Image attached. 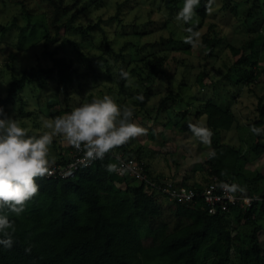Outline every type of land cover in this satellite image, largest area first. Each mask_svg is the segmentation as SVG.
Returning <instances> with one entry per match:
<instances>
[{
	"label": "trees",
	"instance_id": "16d2710c",
	"mask_svg": "<svg viewBox=\"0 0 264 264\" xmlns=\"http://www.w3.org/2000/svg\"><path fill=\"white\" fill-rule=\"evenodd\" d=\"M0 1L4 6L10 3L20 6L31 18L33 9L29 6V0ZM47 1L49 4L44 12L45 20L42 21L43 37L45 53L50 57L52 64L35 65L24 70L20 76H14L10 81L7 97L4 99L0 97L2 104H5L6 100L18 97L27 83L36 82L42 85L43 80L54 79L57 81V90L67 92L73 83L77 68L68 56H58L57 50H50V44L62 33L75 31L87 36L102 24V20H98L83 25L79 23V18L103 0ZM162 1L166 8L172 11H180L184 3V0ZM206 2L207 0H200V5L195 10V16L201 21L209 17L205 10ZM259 4L260 2L255 4L254 9ZM222 7H229L232 9L231 12L238 14L236 0H225ZM254 9H251L246 18L250 28L253 17L257 16L260 19L256 23L258 26L253 28V32L257 34L251 36L247 42L251 53L243 54V49L230 41L232 36L228 37L221 33L227 30L216 29L218 24H210V30L203 35V50L207 52L205 57L215 56L216 48L225 45L223 48L227 49L229 56L235 58L232 59V66L229 69H234L235 75H231V79L238 87L250 85L260 74H264V66L260 65L261 58L259 56H256L255 60L251 58L252 54L260 55L264 50V17ZM14 16L12 26H17L18 12ZM109 19H120L119 13L110 16ZM166 22L163 27H167ZM193 24H185V29ZM194 25L195 30L200 26ZM9 27L10 25L0 20V41ZM184 32L187 36L188 33ZM172 34L173 32L171 39L176 40ZM258 37L262 40L261 44L255 43ZM165 41L166 38H161V41L147 42L144 47H156ZM69 42L71 41L68 38H63L60 47ZM74 45L78 47L79 44L74 42ZM110 46L109 43L106 48L109 55ZM188 47L191 45L188 44L186 47L189 51ZM16 56L11 52L12 62ZM100 57L108 61L106 56ZM166 62L167 56L161 54L159 50H154L145 54L132 70L134 72L138 70L141 76L145 70L147 73L145 77L153 79L160 74L161 67ZM193 67L194 65H191L190 69ZM207 76L208 72L205 69L197 73L199 86L209 85L206 82ZM124 82L125 80H122L120 83L123 91ZM152 93V87L149 85L143 92L144 100L140 101L141 106H147ZM92 100L91 96L89 103ZM198 101L200 100H186L180 92L171 90L155 108L154 117L158 120L162 113L174 111L179 118L174 121L169 115L164 124L181 126L185 130L189 128L188 124L191 122L188 120L189 115L205 118L204 123L213 132L211 151L216 152L215 158L208 156L205 162V182L193 177L189 179L188 176L180 180L174 179L175 174L151 170L146 151L139 146L136 138L118 147V151H123L125 155H131L143 162L147 178L150 180L170 178L175 186L194 187L201 192L214 177H217L232 180L233 185H238L236 192L241 195L256 194L264 197V171L248 170L242 148L221 139L237 121L234 111L214 98L199 102V105L194 107L193 103ZM139 110H134V115H138ZM68 111L71 112L70 109ZM62 113L63 111L59 110L53 115L61 116ZM255 114L251 127L255 125L264 129V95H257ZM251 127L250 148L259 156L263 155L264 133L256 135L252 133ZM164 144L163 142V152L167 154L169 148L167 149V145ZM63 152L61 151V156L54 160L65 164L71 158V153ZM109 164L119 166L120 160L116 152L106 154L103 160L97 159L90 165L80 167L73 176L37 178L39 192L27 202L23 213L18 217L8 213L9 219L15 221L16 232L10 248L0 245V264H264V241L260 235L261 231H264V224L261 223L264 218L263 204L254 202L251 206H246L238 202L230 204L227 209L219 206L218 210L212 213L201 196H197L196 201L189 203L167 198L176 205V215L188 221L167 232L157 244L145 245L140 221L149 222L161 214L159 198L164 195L160 194L161 192L156 194L157 191L151 183L136 178L129 171L123 174H119L118 171L109 172L106 167ZM119 184H124L125 187L121 188ZM233 224L235 225L233 228L237 229L235 233L230 228ZM234 247L238 250L236 258L233 257Z\"/></svg>",
	"mask_w": 264,
	"mask_h": 264
},
{
	"label": "rangeland",
	"instance_id": "374dc122",
	"mask_svg": "<svg viewBox=\"0 0 264 264\" xmlns=\"http://www.w3.org/2000/svg\"><path fill=\"white\" fill-rule=\"evenodd\" d=\"M238 1V14L231 12L232 9L223 8L225 0H215L213 12L205 21L194 16L193 23L200 25L197 30L204 35L210 30V24H218L216 29L224 28L222 34L231 37L230 41L237 47L243 49L242 53H251L247 42L253 32L256 23L260 20L255 16L252 18V27H249L247 16L254 9L255 4L260 2L254 10L264 17V0H236ZM29 6L33 9L29 18L19 6L15 4L5 5L0 1V20L10 25L3 34L0 41V97H7L10 81L14 76H20L24 70L35 65L50 66L52 61L45 53L43 23L45 20V9L49 2L47 0H29ZM120 6V7H119ZM3 10V11H2ZM17 26H12L14 15L17 14ZM20 12V13H19ZM179 11L166 8L162 0H103L99 5H94L86 11L81 18L80 24L93 23L102 20V24L89 35L84 36L77 32L62 33L58 39L50 44V50H57L58 56L66 55L73 60L77 73L73 83L67 92L57 90V81L54 79L43 80V84L34 82L27 83L18 97L6 100L5 104L0 101V107L4 112L20 123V126L29 130V134H39L46 129L42 127V120L54 119L53 113L62 110V115L69 113L75 107L83 103H89L93 99L102 98L104 95L112 96L115 101L123 105L133 106L138 115H133V120L147 129L142 136L136 137L139 146L146 151L147 160L150 162L151 170L163 174H175L174 179H182L185 176L205 182L206 160L212 150V139L210 145L200 142L188 128L170 126L164 124L169 115L176 121L179 116L174 111L164 112L155 119L156 109L169 91L180 92L186 100L200 101L193 103L194 107L199 102L214 98L223 106L231 108L237 116L233 127L225 132L221 139L238 148L245 153V165L248 170L264 171V154L258 155L250 148V127L255 119V104L257 95H264V74L250 85L235 86L231 75H235L232 66V56L227 49L221 45L214 51L215 56L205 57L207 52L203 50V35L201 43L196 47H188L184 43L185 24L176 20ZM119 13L120 19L110 20V16ZM167 27H163L164 22ZM223 30V29H222ZM172 36L176 40L171 39ZM63 38L71 42L60 47ZM166 38L165 43L156 47H144L147 42L161 41ZM73 42V43H72ZM74 42L79 45L75 47ZM258 37L256 44H261ZM110 43V55L107 45ZM141 46V47H140ZM264 49V48H263ZM262 49V50H263ZM159 50L167 56V62L161 67V72L153 79H148L143 70L142 76L132 69L137 66L141 58L151 51ZM14 52L17 56L14 62L10 54ZM219 54V56H217ZM106 56L108 61L101 59ZM259 56L260 65L264 66V50L259 54H252V60ZM238 57V56H236ZM11 61V62H10ZM9 63V65H7ZM141 63V62H140ZM194 65L192 69L190 66ZM186 67V68H184ZM126 69L131 76V82H124V91L121 88L119 71ZM206 70L208 76L206 87L199 86L196 76L200 70ZM143 77H145L143 79ZM128 85V86H126ZM152 87V95L147 106H141L136 100L137 95L143 94L148 86ZM142 107V110H141ZM68 109V110H67ZM191 123L205 122V118L188 117ZM167 145L169 152L164 153ZM66 149V150H64ZM71 145L63 136H57L49 146V158H58L61 151L70 152ZM131 156V155H130ZM170 179V178H168ZM119 186L125 187L124 184ZM161 214L152 218L151 221H140L141 232L145 245H153L160 242L163 236L188 220L176 215V205L163 196L159 198ZM264 224V218L261 220ZM233 224L230 226L233 232ZM264 241V231L260 233ZM238 256L237 248H233V257Z\"/></svg>",
	"mask_w": 264,
	"mask_h": 264
},
{
	"label": "clouds",
	"instance_id": "9594fccd",
	"mask_svg": "<svg viewBox=\"0 0 264 264\" xmlns=\"http://www.w3.org/2000/svg\"><path fill=\"white\" fill-rule=\"evenodd\" d=\"M215 0H207L205 10L213 12ZM200 0H184L183 7L176 15L177 21L192 24L195 10ZM188 35L184 43L196 47L201 43L202 32L195 30V25L187 27ZM120 79L131 82L128 71L119 73ZM128 86V85H126ZM136 100L143 101V94ZM134 107L121 106L110 95L83 103L71 112L54 119L42 120L45 131L29 134V130L20 126L18 120L9 117L0 107V245L10 248L16 232L15 221L9 219L8 213L20 216L27 202L39 192L37 178L51 175L54 158H49V146L57 136L83 152L85 161L103 160L112 150L123 146L132 139L142 136L147 129L137 124L132 118ZM193 135L203 144L210 145L213 132L203 122L188 124ZM252 133L260 135L264 129L253 125ZM216 152L211 151L209 158H215ZM109 172L117 171L115 164L106 166ZM238 185L232 186L236 191Z\"/></svg>",
	"mask_w": 264,
	"mask_h": 264
},
{
	"label": "built area",
	"instance_id": "2783aa9c",
	"mask_svg": "<svg viewBox=\"0 0 264 264\" xmlns=\"http://www.w3.org/2000/svg\"><path fill=\"white\" fill-rule=\"evenodd\" d=\"M121 147V146H120ZM114 149L109 153L116 152L120 164L117 167L119 174L129 171L133 176L140 180H147L155 189L156 194L160 193L170 200L182 203L196 201L197 196L204 198L210 212L215 213L218 207L227 209L230 204L242 202L246 206H251L254 202H259L264 206V197L260 195H241L239 192L232 191L233 182L230 179L224 180L214 177L200 192L194 187L175 186L172 179L150 180L147 178L145 164L132 156L125 155L123 151ZM71 158L65 163L55 161L51 167V175L47 178H66L73 176L78 169L84 165H90L93 161H85L83 152L76 148L70 150ZM95 161V160H94Z\"/></svg>",
	"mask_w": 264,
	"mask_h": 264
},
{
	"label": "crops",
	"instance_id": "0c3cea01",
	"mask_svg": "<svg viewBox=\"0 0 264 264\" xmlns=\"http://www.w3.org/2000/svg\"><path fill=\"white\" fill-rule=\"evenodd\" d=\"M66 150V149H65ZM67 152V151H66ZM65 151L63 153H66Z\"/></svg>",
	"mask_w": 264,
	"mask_h": 264
}]
</instances>
